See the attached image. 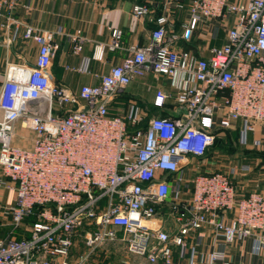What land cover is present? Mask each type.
Returning a JSON list of instances; mask_svg holds the SVG:
<instances>
[{
  "label": "built area",
  "instance_id": "obj_1",
  "mask_svg": "<svg viewBox=\"0 0 264 264\" xmlns=\"http://www.w3.org/2000/svg\"><path fill=\"white\" fill-rule=\"evenodd\" d=\"M184 1H163L187 11L180 31L168 33L166 17L156 18L146 44L129 46L120 63L77 94L48 75L57 48L53 32L23 26V38L37 51L32 63L8 67L0 86V166L12 193L4 214L15 227L35 220L26 236L0 238V264H69L66 256L81 234L89 247L121 241L128 254L160 264H231L226 246L246 238L264 247V190L242 197L235 191V175L248 172L249 164L185 173L194 170L192 159L206 158L214 131L235 120L240 141L256 126L264 134V0ZM3 4L10 10L13 3L0 0V15ZM149 12L146 4L132 7L135 17ZM7 20L21 24L10 15ZM209 20L215 23L208 37L222 31L221 45L202 56L176 46ZM111 35V47L118 46L120 31ZM68 39L78 54L81 31ZM103 49L97 45L95 56ZM148 72L171 87L156 91L153 106L171 100L176 112L148 117L132 101L125 112L110 113L111 99ZM17 122L32 133L29 147L13 144ZM161 206L174 230L164 225ZM206 227L212 248L198 261ZM176 250L182 262L174 259Z\"/></svg>",
  "mask_w": 264,
  "mask_h": 264
},
{
  "label": "crops",
  "instance_id": "obj_2",
  "mask_svg": "<svg viewBox=\"0 0 264 264\" xmlns=\"http://www.w3.org/2000/svg\"><path fill=\"white\" fill-rule=\"evenodd\" d=\"M12 2V8L6 4L1 7L0 15V86L3 83L8 67L32 63L37 51L36 43L23 38V26L30 25L37 29L53 32L57 45L55 57L52 60L48 75L53 84L65 87L73 94H77L81 85L96 84L100 77L107 73L112 65L118 64L125 58L131 45L142 46L149 40L150 33L156 26V18L166 17L165 27L168 33L181 30V24L188 19V13L177 10L172 5L163 6L165 0H6ZM148 2L150 12L141 17L132 14L135 4ZM10 15L20 21V25L7 20ZM214 20L205 21L202 30L194 33L189 42L177 40L178 48L188 49L192 53L202 56L208 55L209 49L224 42L222 31L216 39H210L208 32ZM1 24H4L3 26ZM120 31L118 46L111 47L112 30ZM80 30L84 37L82 49L78 54L71 51L70 34ZM104 45L102 57L95 56L96 46ZM82 67L83 71L76 70ZM170 84L163 76L155 77L146 73L142 78L133 80L119 95H115L109 102V112L120 114L126 111L129 102L135 101L144 109L148 117L164 116L175 113L177 108L170 100L163 107H154L153 98L157 90L169 91ZM240 120L232 122L229 129L238 130ZM16 135L13 143L17 146L29 147L32 133L16 123ZM220 130L219 132H223ZM253 141L260 138L264 141L263 129L256 126L255 132L248 133ZM239 164V163H238ZM237 173L234 178L237 197L247 195L250 191L264 190V171H258L246 177ZM0 238L7 241L10 238H20L28 234L30 217L20 225L14 226L10 217L4 214V207L10 203L12 193L6 187L9 178L0 166ZM161 218L164 225L174 230L177 225L171 221L166 213V207L161 206ZM200 244L196 247L195 260H203L205 254L212 248V229L202 230ZM193 233L188 240H195ZM226 253L231 264H264V247L258 246L251 238L236 241L226 246ZM174 259L182 262L177 250ZM69 264H160L150 263L146 257L131 256L125 251V244L121 241L107 242L95 248L84 244L83 234L75 238L74 244L66 256Z\"/></svg>",
  "mask_w": 264,
  "mask_h": 264
},
{
  "label": "rangeland",
  "instance_id": "obj_3",
  "mask_svg": "<svg viewBox=\"0 0 264 264\" xmlns=\"http://www.w3.org/2000/svg\"><path fill=\"white\" fill-rule=\"evenodd\" d=\"M235 134V130L232 129L224 130L223 132L218 131L208 156L204 159H192L194 170L185 169V173L190 175L193 173H205L209 170H226L227 167L237 163L250 165V170L245 172L247 174H244L246 177L258 171H264V141L256 145L248 135L244 141H240ZM227 136L228 138L226 139ZM160 210H162L161 207H158V211Z\"/></svg>",
  "mask_w": 264,
  "mask_h": 264
},
{
  "label": "trees",
  "instance_id": "obj_4",
  "mask_svg": "<svg viewBox=\"0 0 264 264\" xmlns=\"http://www.w3.org/2000/svg\"><path fill=\"white\" fill-rule=\"evenodd\" d=\"M184 2H187V0H185ZM141 4H148V2H144V3H141ZM174 8H176V7H174ZM177 10H179V8H176ZM185 8H182V9H180V10H184ZM196 32V31H195ZM194 32V33H195ZM193 36H194V34L192 35V37H191V39L189 40V41H191L192 39H193ZM180 40H183V39H180ZM183 41H185V40H183ZM189 41H186V42H189ZM186 49V48H185ZM221 130V129H220ZM220 130H215L214 131V133H215V137H216V135H217V132L218 131H220ZM222 130H230L229 128H225V129H222ZM235 135H236V138L238 139V137H239V130H235ZM228 138V136L226 137V139ZM212 148V145L209 147V149L207 150V152H206V157L208 156V154H209V150ZM33 220H35V217L34 216H31L30 217V221H33Z\"/></svg>",
  "mask_w": 264,
  "mask_h": 264
}]
</instances>
